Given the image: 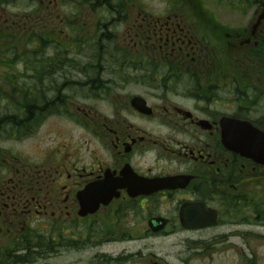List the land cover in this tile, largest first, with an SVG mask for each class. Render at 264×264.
Listing matches in <instances>:
<instances>
[{"label": "flooded vegetation", "instance_id": "flooded-vegetation-1", "mask_svg": "<svg viewBox=\"0 0 264 264\" xmlns=\"http://www.w3.org/2000/svg\"><path fill=\"white\" fill-rule=\"evenodd\" d=\"M263 10L0 0V264H264Z\"/></svg>", "mask_w": 264, "mask_h": 264}, {"label": "water", "instance_id": "water-1", "mask_svg": "<svg viewBox=\"0 0 264 264\" xmlns=\"http://www.w3.org/2000/svg\"><path fill=\"white\" fill-rule=\"evenodd\" d=\"M85 194L87 197L81 200V206L87 212H94L100 203H106L111 198V191L106 193L100 183L88 186Z\"/></svg>", "mask_w": 264, "mask_h": 264}, {"label": "rangeland", "instance_id": "rangeland-1", "mask_svg": "<svg viewBox=\"0 0 264 264\" xmlns=\"http://www.w3.org/2000/svg\"><path fill=\"white\" fill-rule=\"evenodd\" d=\"M143 1H146V0H143ZM151 1H154L155 2V5L158 4V2L160 0H151ZM209 1V0H207ZM30 144V141H13L12 142V147H13V150L16 151V150H20V149H23L26 145H29Z\"/></svg>", "mask_w": 264, "mask_h": 264}, {"label": "trees", "instance_id": "trees-1", "mask_svg": "<svg viewBox=\"0 0 264 264\" xmlns=\"http://www.w3.org/2000/svg\"><path fill=\"white\" fill-rule=\"evenodd\" d=\"M3 107H4L3 105H0V112H4V108H3ZM24 114L27 115V112L24 111ZM4 119H5L4 117H0V123H1V125H3L2 123L4 122ZM19 123H21L22 126L25 125L23 121H21V122H19ZM19 123L16 122L15 124L17 125V124H19ZM16 125H14V128H16Z\"/></svg>", "mask_w": 264, "mask_h": 264}]
</instances>
